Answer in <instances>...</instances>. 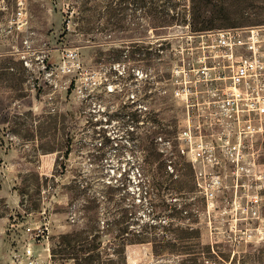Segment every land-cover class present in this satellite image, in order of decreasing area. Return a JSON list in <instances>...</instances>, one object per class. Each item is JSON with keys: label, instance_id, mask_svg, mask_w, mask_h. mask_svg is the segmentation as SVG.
<instances>
[{"label": "rangeland", "instance_id": "obj_1", "mask_svg": "<svg viewBox=\"0 0 264 264\" xmlns=\"http://www.w3.org/2000/svg\"><path fill=\"white\" fill-rule=\"evenodd\" d=\"M247 25L264 0H0V264L42 222L61 264H264V132L207 209L172 91L202 34Z\"/></svg>", "mask_w": 264, "mask_h": 264}, {"label": "built area", "instance_id": "obj_2", "mask_svg": "<svg viewBox=\"0 0 264 264\" xmlns=\"http://www.w3.org/2000/svg\"><path fill=\"white\" fill-rule=\"evenodd\" d=\"M201 37L196 62L172 69V91L186 108L177 150L193 168L210 209L230 178L228 185H237L256 165L249 144L264 132V25L220 28ZM64 62L68 72L81 69L76 52L65 54ZM47 230L46 222L26 226L9 249V263L61 264L47 245Z\"/></svg>", "mask_w": 264, "mask_h": 264}]
</instances>
